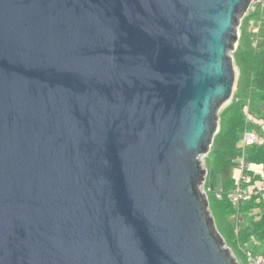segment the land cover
<instances>
[{
  "label": "water",
  "instance_id": "water-1",
  "mask_svg": "<svg viewBox=\"0 0 264 264\" xmlns=\"http://www.w3.org/2000/svg\"><path fill=\"white\" fill-rule=\"evenodd\" d=\"M252 0H0V264H238L201 158Z\"/></svg>",
  "mask_w": 264,
  "mask_h": 264
},
{
  "label": "trees",
  "instance_id": "trees-1",
  "mask_svg": "<svg viewBox=\"0 0 264 264\" xmlns=\"http://www.w3.org/2000/svg\"><path fill=\"white\" fill-rule=\"evenodd\" d=\"M261 16H264V12L250 13L244 22L239 47L234 55L239 71L236 92L238 101L235 100L220 114V130L206 160L208 173L206 188L210 190L207 194L210 211L227 247L232 250L238 261L236 252L243 257L240 247L250 250L254 255L264 253V204H258L256 199H252L241 207L244 222L237 236L234 232L233 219L230 222L236 210L228 199V194L234 187L233 171L241 152L242 134L248 128L245 103L250 98L254 99V102H251V111L264 121V31L254 34L249 29V20L258 18L260 20ZM252 127L254 126L251 125ZM258 129L262 130V128ZM247 160L264 165V145L248 148ZM220 182L221 191L219 192L217 189ZM217 192L222 193L221 200L216 198ZM258 205L261 207V212L251 215ZM257 242L263 246H258Z\"/></svg>",
  "mask_w": 264,
  "mask_h": 264
},
{
  "label": "built area",
  "instance_id": "built-area-1",
  "mask_svg": "<svg viewBox=\"0 0 264 264\" xmlns=\"http://www.w3.org/2000/svg\"><path fill=\"white\" fill-rule=\"evenodd\" d=\"M256 11L264 12V0H252L248 13ZM250 103V101H249ZM247 107V125L249 121V106ZM264 138L258 133L248 130L244 131L241 138V152L235 167L238 171V177L234 179V187L228 194V199L235 206V214L233 215L234 232L238 236L241 225L244 222V217L241 213V207L252 199H256L257 203H264V165L251 163L247 160L248 148L253 146H263ZM258 184V185H257ZM252 187V189L250 188ZM206 194L210 190H204ZM216 198L221 200L222 193L217 192ZM245 260L244 264H264V253L254 255L246 248H239ZM232 251V250H231ZM235 256V255H234ZM236 257V256H235ZM238 264H242L236 258Z\"/></svg>",
  "mask_w": 264,
  "mask_h": 264
},
{
  "label": "rangeland",
  "instance_id": "rangeland-1",
  "mask_svg": "<svg viewBox=\"0 0 264 264\" xmlns=\"http://www.w3.org/2000/svg\"><path fill=\"white\" fill-rule=\"evenodd\" d=\"M250 16V14L249 13H247L246 15H245V17L242 19V21H241V25L239 26V29H238V42L236 43V45H235V51L232 53V57H233V59H234V55H235V53H236V50L238 49V47H239V43H240V39H241V36H242V30H243V28H244V22H246V20H247V17H249ZM262 17V19H260L259 20V18L258 19H250L249 20V22H250V24H249V29L251 30V32L252 33H254V34H259L260 33V31H264V16H261ZM234 63H235V59H234ZM235 69H236V71L238 72V74H239V71H238V68H237V66H236V64H235ZM238 79H239V75H238ZM236 92H237V88H236V91H235V93H234V96H233V98L229 101V102H227L225 105H223L221 108H220V111H219V116H220V114L227 108V107H229V106H231V104L233 103V102H235V100L236 101H238V99H237V96H236ZM249 101H250V103H249ZM251 102L253 103L254 102V99L253 98H250L245 104H246V106H249V111H251V108H252V104H251ZM250 121V120H249ZM248 121V122H249ZM248 130H250L249 129V127H248ZM207 157H208V155L207 156H203L202 158H201V160H202V162H203V166H204V169H206L207 170V167H206V160H207ZM238 159H239V157H238ZM238 173V171H237V168L235 167L234 168V171H233V179H235L236 177H238V175L239 174H237ZM236 175V176H235ZM221 182L219 183V187H218V189L217 190H219V192L221 191ZM207 190V188H206V183L205 184H203V186H202V188H201V190L202 191H204V190ZM205 192V191H204ZM258 204H264V203H258ZM213 216V215H212ZM232 221V218H230V222ZM215 224H216V228L218 229V231H219V228H218V226H217V223H216V221H215ZM220 232V231H219ZM229 245L232 247V245L229 243ZM257 245L258 246H260V247H262L263 245L262 244H260V243H258L257 242ZM236 255H237V257L239 258V261L242 263V264H244L245 263V260H244V258L242 257V255H239L237 252L235 253Z\"/></svg>",
  "mask_w": 264,
  "mask_h": 264
},
{
  "label": "crops",
  "instance_id": "crops-1",
  "mask_svg": "<svg viewBox=\"0 0 264 264\" xmlns=\"http://www.w3.org/2000/svg\"><path fill=\"white\" fill-rule=\"evenodd\" d=\"M247 111V110H246ZM249 122H248V127L250 129V131L256 132L258 133L262 138H264V121L261 119L260 116H258L256 113H254L253 111L250 112L249 115ZM251 125H253L254 127L251 128ZM258 128H262L261 131H259ZM238 174V173H237ZM236 176V175H235ZM258 185V184H257ZM252 189V187H250ZM260 205H258V207L254 208L251 215H255V214H259L261 212V207H259ZM257 220L259 219V217L257 216L256 218Z\"/></svg>",
  "mask_w": 264,
  "mask_h": 264
}]
</instances>
